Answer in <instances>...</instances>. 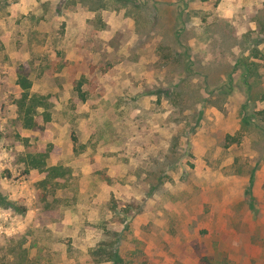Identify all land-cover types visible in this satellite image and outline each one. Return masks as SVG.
<instances>
[{
	"label": "rangeland",
	"instance_id": "obj_1",
	"mask_svg": "<svg viewBox=\"0 0 264 264\" xmlns=\"http://www.w3.org/2000/svg\"><path fill=\"white\" fill-rule=\"evenodd\" d=\"M262 110L264 0H0V264H264Z\"/></svg>",
	"mask_w": 264,
	"mask_h": 264
},
{
	"label": "trees",
	"instance_id": "obj_2",
	"mask_svg": "<svg viewBox=\"0 0 264 264\" xmlns=\"http://www.w3.org/2000/svg\"><path fill=\"white\" fill-rule=\"evenodd\" d=\"M253 51H258L257 49H254ZM257 55V54H256ZM242 65L246 69V75L248 78H258V64L255 61L249 60L248 58H245L242 62ZM249 81V80H248ZM255 82V81H254ZM18 84L21 86V92L19 97L16 99V104L18 111L20 112L22 116L23 125L26 128H34L37 124V115H39V108L42 107L43 111L41 115L45 117V120L48 121L51 119V112L48 110L49 108V102L47 100V97L41 94H32L31 88H32V81L26 77V76H20L18 79ZM251 85V84H250ZM261 114L264 118V110L261 111ZM46 153L44 152H29V165L31 167H46L47 161H46ZM47 169L50 171V174L52 176H61L62 174L59 173L58 167H48ZM52 172V173H51ZM8 203V200L6 197L0 192V205H5ZM22 210H24V207H21ZM107 244H102L98 248L100 251L94 252L96 255H99L100 253H106L105 257H108L110 259L118 260L117 254L114 251L113 248L107 247ZM103 257L102 260L105 258ZM121 261V259H120Z\"/></svg>",
	"mask_w": 264,
	"mask_h": 264
}]
</instances>
